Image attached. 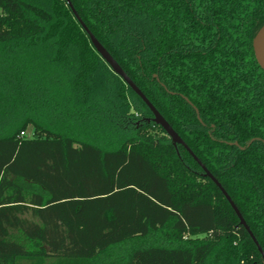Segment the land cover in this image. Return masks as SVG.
I'll return each mask as SVG.
<instances>
[{
    "label": "trees",
    "instance_id": "1",
    "mask_svg": "<svg viewBox=\"0 0 264 264\" xmlns=\"http://www.w3.org/2000/svg\"><path fill=\"white\" fill-rule=\"evenodd\" d=\"M68 1L0 0V264H264V0Z\"/></svg>",
    "mask_w": 264,
    "mask_h": 264
},
{
    "label": "water",
    "instance_id": "2",
    "mask_svg": "<svg viewBox=\"0 0 264 264\" xmlns=\"http://www.w3.org/2000/svg\"><path fill=\"white\" fill-rule=\"evenodd\" d=\"M69 5H70L74 15L76 16L78 22L80 23L82 28L85 30V32L88 34L90 42H91L93 48L96 50V52L105 61V63L110 67V69L118 77H120L123 80V82L127 86H129L131 88V90L134 93H136L142 99V101L146 104V106L150 109V111L153 114L152 122L164 129V131L170 137V139H171V141L175 147L178 145H182L190 152V154H192L191 151L188 149V147L185 145V143L182 141V139L178 136V134L172 129V127L163 118V116L155 109V107L149 102V100L145 97V95L133 83V81L128 77V75L124 72V70L120 67V65L114 60V58L109 54V52L98 42V40L89 32V30L86 28V26L80 20V18L77 16L76 12L74 11V9L72 8L70 3H69ZM253 51H254V55H255V58H256L258 65L264 71V25L257 31V33L253 39ZM198 120L201 122L199 114H198ZM234 145L239 147V145L237 143H234ZM240 149L243 150L244 148L240 147ZM195 160L201 165V163L196 158H195ZM202 168L204 170L205 176L207 178L211 179L216 184V186L221 190V192L224 194L225 198L230 203L234 212L239 217L241 224L246 228V230L250 234L251 238L253 239L254 243L257 245L258 250L261 253L262 258L264 260V252L258 246V243L256 242L255 238L253 237L252 233L250 232L249 228L247 227L245 221L243 220L242 216L240 215L239 211L237 210L236 206L234 205V203L232 202L230 197L227 195V193L224 191V189L218 183V181L206 170V168L203 166H202Z\"/></svg>",
    "mask_w": 264,
    "mask_h": 264
},
{
    "label": "rangeland",
    "instance_id": "3",
    "mask_svg": "<svg viewBox=\"0 0 264 264\" xmlns=\"http://www.w3.org/2000/svg\"><path fill=\"white\" fill-rule=\"evenodd\" d=\"M16 73L10 69L8 64H0V116L2 117L5 112L13 110L16 106V98L9 94V84L14 82ZM13 80V82H12ZM12 90V89H11ZM29 134V133H28Z\"/></svg>",
    "mask_w": 264,
    "mask_h": 264
},
{
    "label": "built area",
    "instance_id": "4",
    "mask_svg": "<svg viewBox=\"0 0 264 264\" xmlns=\"http://www.w3.org/2000/svg\"><path fill=\"white\" fill-rule=\"evenodd\" d=\"M26 134L24 132L21 133V136H25Z\"/></svg>",
    "mask_w": 264,
    "mask_h": 264
}]
</instances>
